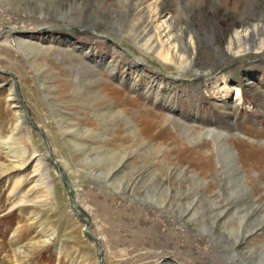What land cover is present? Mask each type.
<instances>
[{
    "label": "rangeland",
    "instance_id": "374dc122",
    "mask_svg": "<svg viewBox=\"0 0 264 264\" xmlns=\"http://www.w3.org/2000/svg\"><path fill=\"white\" fill-rule=\"evenodd\" d=\"M142 2L159 45L169 49L172 20L204 74L135 46L137 0H0V264H100L97 240L105 264H264V162L242 160L254 149L264 161V33L248 40L249 25L264 26V0ZM13 27L74 49L98 75L56 51L12 50ZM12 85L74 203L25 114L16 127ZM149 117L160 123L145 131ZM199 147L211 170L197 165Z\"/></svg>",
    "mask_w": 264,
    "mask_h": 264
},
{
    "label": "bare ground",
    "instance_id": "6f19581e",
    "mask_svg": "<svg viewBox=\"0 0 264 264\" xmlns=\"http://www.w3.org/2000/svg\"><path fill=\"white\" fill-rule=\"evenodd\" d=\"M142 4H143L142 0H137V3L134 4L135 6H134V9H133L135 11V15L136 14L139 15V16L137 15L138 16V19H139V22L137 24H135V26H136L135 27L136 28V32L135 33H132V35H129V37L133 40V43L135 44V46H137L141 51H143V53H145L147 55L153 56L155 59H157L158 61H160L162 64L169 65V66H173L179 72H184V71H187L188 70L189 72H192V73L194 72V75L204 74L207 71V68L201 67V68L195 69L194 68V65L195 64L192 65V61H193L192 58H193V55L194 54L190 53L188 51L189 49L184 44V40H185L184 39V34H185L184 32L185 31H183L182 29H179L173 23L172 20H170L169 25H166L165 26V29H163L164 37L166 38V42H167V45H168V48L169 49L168 50H164L163 47L159 45L158 38H156V36L154 34H151L152 31H151L150 25L148 24V22H146V17H145V14L143 12V9H142ZM260 20H262V19H260ZM260 20H258L259 23L261 22ZM41 25L43 26V25H47V24L46 23L39 24V25L37 24V25H34V26H30V27H28L26 29H30V30H34L35 31L36 29L38 30L39 28H41ZM22 29H23V27H22ZM166 29L167 30L170 29V30L166 31ZM248 30H249L248 40L250 42L249 43V49H251L252 47H254V44L256 42V39H258L260 36L263 35V33H264V26L263 25H249ZM26 33L27 32L24 31V33H23V31H20L16 27H13V28H11V33L8 34L9 35L8 37L6 36V38L3 40V42L5 44H7V45H10L12 47V50L13 49H19L20 50L22 48V49H25V50L35 51L36 53L38 52L40 55L41 54H44L47 51H54V52L56 51L60 55L63 54L65 56H67L68 58L70 57L72 59H76L79 63L85 65V67L87 69L91 70V67H88L85 63H83V61H85V60L83 59L82 55H79V56L78 55L76 56L74 54L72 55L73 52H71V51H74V49H70V48H67V47L64 48V49H59L57 47H53V46H49V45L48 46H41L40 44H36L35 42H33L30 39V36H26ZM100 37L103 38L102 36H100ZM241 38H242V36L240 37L239 34L234 33V35L231 36L228 39V43L232 45V43H234V41L239 40ZM191 44H192L191 41H189L187 43V46H191ZM247 45L244 48H242V50H238V51H236V50L233 51V49H230V51L233 52L232 53L233 54V57H235L234 55L239 54V53H246L248 51ZM259 45L260 46H263L262 41L259 42ZM12 50L10 52L15 53ZM114 53H115V55L117 54V57L119 59H122V60L125 59L126 60V59L129 58L126 52H122V51H120L118 49L115 50ZM215 65L216 64H212L211 68H213ZM108 68H110V67H106V69H108ZM208 68H210V67H208ZM95 71L94 70H91V72L93 74H97L98 75V73L95 72ZM109 72L111 73V71H109ZM8 97H9V99H11L12 101L15 102V105L18 108V112L16 114L17 115V118H18V120H17L18 122H17L16 127H19L22 124H24V122H23L24 114L28 116V114L26 112L27 110L25 109V106L23 105L24 103L21 100V96H20V94L18 92V89L16 90V88H14L13 85L11 86L10 90L8 91ZM102 97H104V96H102ZM235 99L238 100V101L241 100V94L239 93V91H236L235 92ZM22 105H23L22 108H23L24 111L21 108ZM164 119H166V118H164ZM146 120H147V122L145 123V131L146 130L147 131H151L153 129L155 130L156 127L159 126V123L160 122L155 117L154 118L153 117H149V118H146ZM165 121H168V120L166 119ZM33 124H34V122H33ZM36 127H37V129L44 136V133L40 130V128H38V126H36ZM134 131H135V134L136 135L140 136L139 135V131L137 129H135ZM44 139H45V147H46V150L48 151V156L50 157V159L52 161L55 162V167L57 168L58 172L61 175H63L60 172L56 161L54 160V158L52 157V155L49 153V148L47 146V142H46V137L45 136H44ZM1 143H3V141L0 139V144ZM239 146H242L243 147L242 144H239ZM203 149L204 148H202V147L201 148L199 147L198 149L197 148L195 149V155H196V159L198 161V164L197 165L198 166L200 165L202 167L203 171H207L208 169L211 170L212 169V163H210L209 160L207 159V153ZM250 153L251 154L254 153L256 155V157L254 158V160L250 157ZM243 156H244V159H242V160L245 163H249V160L247 159V156L250 157V159H252L253 161H255L256 164H259L260 165V164H263V162H264L262 160L263 158L260 157V156H258L257 153H256V151L254 149L246 150V152L243 153ZM252 160H250V161H252ZM18 164L19 165H16L15 164L14 166H11L10 168H7V169L4 170V173L8 174L6 176L7 177L6 178V181H9V180L12 179V177L10 175H12L13 172H15V170H17L18 168H22L23 166H25V163H22V162L21 163H18ZM13 183H14V186L12 187L11 192H13V191L16 190L17 185L19 184V181H13ZM68 183H69L68 186H69V189H70V181L69 180H68ZM71 202L74 203L72 199H71ZM73 206L76 209V207H75L74 204H73ZM82 217H84V216L82 215ZM82 220H83V218H82ZM87 224H88V221H87ZM50 239L51 238H49V239H47V241L46 240L45 241L48 242ZM97 243L99 244L100 264H105V262H101L102 261V258H101V249H102L101 246H102V244L98 240H97ZM100 247H101V249H100ZM56 249H57V247H56ZM102 255H103V250H102ZM150 263H151V261H150ZM179 263L180 262H178V261L168 260L165 257H161L160 259H158V261H156V262H154L152 264H179ZM206 263L208 264V261H206Z\"/></svg>",
    "mask_w": 264,
    "mask_h": 264
},
{
    "label": "water",
    "instance_id": "95a60500",
    "mask_svg": "<svg viewBox=\"0 0 264 264\" xmlns=\"http://www.w3.org/2000/svg\"><path fill=\"white\" fill-rule=\"evenodd\" d=\"M1 71V70H0ZM3 71V70H2ZM14 86H15V84H14ZM18 95V94H17ZM25 118L28 120V122L31 124V126H33L34 128H36V130L40 133V135L42 136V138H43V141H44V144H45V139H44V136H43V134L37 129V127L33 124V122L30 120V118L27 116V115H25ZM53 162V166H54V168H55V171L57 170V168L55 167V162L54 161H52ZM56 173L66 182V185H67V189H66V192H67V196H68V199H69V201L71 202V196H70V189H69V183H68V179L67 178H65L63 175H61L59 172H58V170L56 171ZM72 210H73V212H74V214L77 216V217H79V218H83V220H84V223L85 224H87V219L85 218V217H82V215L78 212V210L77 209H75L74 208V206H72Z\"/></svg>",
    "mask_w": 264,
    "mask_h": 264
}]
</instances>
